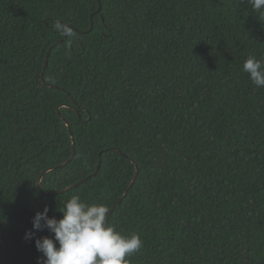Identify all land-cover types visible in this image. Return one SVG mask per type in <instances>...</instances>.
Listing matches in <instances>:
<instances>
[{
	"label": "trees",
	"instance_id": "16d2710c",
	"mask_svg": "<svg viewBox=\"0 0 264 264\" xmlns=\"http://www.w3.org/2000/svg\"><path fill=\"white\" fill-rule=\"evenodd\" d=\"M101 5L0 0V264L42 259L45 206L59 218L79 195L110 214L137 168L109 221L143 241L130 264H264V87L242 67L264 58V15L247 0Z\"/></svg>",
	"mask_w": 264,
	"mask_h": 264
},
{
	"label": "clouds",
	"instance_id": "9594fccd",
	"mask_svg": "<svg viewBox=\"0 0 264 264\" xmlns=\"http://www.w3.org/2000/svg\"><path fill=\"white\" fill-rule=\"evenodd\" d=\"M253 12L264 15V0H247ZM243 71L257 87H264V58L249 55ZM48 207L37 211L33 229L46 228L52 236L35 240L42 253L38 264H130V257L140 252L143 241L138 233L125 235L108 223L109 208L103 203H89L72 195L57 211L62 215L48 216ZM33 231L26 237L34 236Z\"/></svg>",
	"mask_w": 264,
	"mask_h": 264
},
{
	"label": "water",
	"instance_id": "95a60500",
	"mask_svg": "<svg viewBox=\"0 0 264 264\" xmlns=\"http://www.w3.org/2000/svg\"><path fill=\"white\" fill-rule=\"evenodd\" d=\"M101 2H102V0H99V5H100V6H99V10H101V6H102V5H101ZM92 18H93V16H92ZM93 28H94V23H93V21H92L91 28L89 29V31H86V32H90V31H92ZM68 36H69V32L67 31V33H66V35H65V37H64L63 39H61L59 42L55 43L53 46L50 47V49H49V51H48V53H47L46 59H45L44 71H43V74H42V79H43V80H44V78H45V72H46V69H47V67H48V63H49V58H50L51 52L54 50V48H55L56 46L62 44V43L68 38ZM53 87L58 88V89H61V88L58 87V86H54V85H53ZM71 135H72V133H71ZM73 145H74V149H75V143H74V142H73ZM74 157H75V154H74V155H73V156H72L67 162H65L64 164L60 165L58 168L66 166L68 163H70V162L74 159ZM100 167H101V166L99 165L98 168H97V170H96V172L94 173V175H97V174L99 173ZM51 170H53V168H49V169L45 170V171L42 173V175H41V177L39 178V180H38V187L40 188L41 191H43V189H42V180H43L44 176L46 175V173L50 172ZM138 174H139V169L137 168V169H136V172H135V175H134V177H133V179H132V182H131V184H130L128 190L125 192V194L123 195V197L119 200V202H118V203L112 208V210L110 211V214H109V216H108V218H107L108 223H109L110 218H111V216H112L114 210L116 209L117 205L120 204V203L122 202V200L124 199V197L127 195L128 191H129V190L132 188V186L134 185V183H135V181H136V179H137V177H138ZM90 177H91V176H90ZM90 177L85 178V179L81 180L80 182L74 184L73 186H70V187H68V188H66V189H64V190H62V191H59V192H53V193H46V192H45V194H47V195H49V196H56V195H59V194H63V193H65V192H68L69 190H72V189L76 188V187L79 186L81 183L87 181ZM43 192H44V191H43Z\"/></svg>",
	"mask_w": 264,
	"mask_h": 264
}]
</instances>
